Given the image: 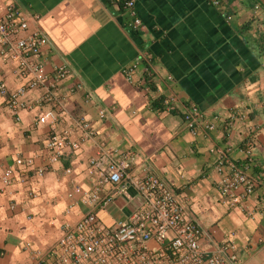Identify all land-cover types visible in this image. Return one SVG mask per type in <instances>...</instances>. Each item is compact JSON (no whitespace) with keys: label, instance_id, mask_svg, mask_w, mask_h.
I'll return each mask as SVG.
<instances>
[{"label":"crops","instance_id":"obj_1","mask_svg":"<svg viewBox=\"0 0 264 264\" xmlns=\"http://www.w3.org/2000/svg\"><path fill=\"white\" fill-rule=\"evenodd\" d=\"M7 6L26 19L17 37L45 36L36 60L45 73L61 65L66 75L27 90L15 115L0 97V174L11 166L13 177L0 183V264H30L87 210H67L66 193L91 187L86 165L98 143L134 153L135 175H155L173 191L207 233L205 251L229 242L238 264H264V183L234 205L217 189L233 167L264 170V0H134L133 14L113 0H0V22ZM12 56L0 65L7 91L20 82ZM45 91L52 103L38 101ZM192 105L202 121L191 132L181 114ZM47 110L51 125L39 120ZM80 118L91 137H82ZM63 130L77 148L47 164L46 141ZM15 157L47 171L14 167ZM134 202L127 189L96 215L120 222Z\"/></svg>","mask_w":264,"mask_h":264},{"label":"built area","instance_id":"obj_2","mask_svg":"<svg viewBox=\"0 0 264 264\" xmlns=\"http://www.w3.org/2000/svg\"><path fill=\"white\" fill-rule=\"evenodd\" d=\"M113 1L133 14L134 0ZM133 24H139V20L134 19ZM25 28L26 19L18 10L7 6L0 22V65L8 53L16 56V75L20 82L11 91H7L0 82V97L13 115L26 107L22 98L27 90L44 87L49 77V86L52 87L66 75L61 65L54 66L50 76L45 73L36 60L46 38L37 32L17 37L16 34ZM134 67L129 66L125 74L128 76ZM38 101L53 102L48 91ZM164 104L165 109H172L173 99ZM58 109L60 114H64L62 106ZM98 115L101 117L103 112L99 111ZM181 118L184 126L192 132L202 121V114L192 105L184 108ZM39 120L51 125L55 121V114L47 110L39 116ZM76 125L82 137H91L86 120L80 118L76 120ZM68 133L63 130L60 136L46 141L47 164L57 161L66 148H77L76 142L67 140ZM133 161L134 153L118 152L104 143H98L95 156L86 165V172L93 179L91 187L83 190L75 185L66 193L69 199L67 210L77 203L86 206L87 210L78 220L64 222L55 242L30 264H238L229 242L216 244L209 253L201 248L200 240L207 233L186 217L173 191L158 177L152 174L135 175L132 172ZM12 163L14 167L25 170L33 168L36 176H42L47 171L45 165L34 166L30 157H15ZM12 180V167L6 166L0 174V183L8 185ZM262 183L264 170L251 176L233 167L230 175L219 181L217 189L221 197L228 199L229 205H234ZM127 189L133 191V206L122 221L105 225L96 212L104 210Z\"/></svg>","mask_w":264,"mask_h":264}]
</instances>
